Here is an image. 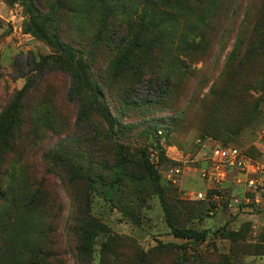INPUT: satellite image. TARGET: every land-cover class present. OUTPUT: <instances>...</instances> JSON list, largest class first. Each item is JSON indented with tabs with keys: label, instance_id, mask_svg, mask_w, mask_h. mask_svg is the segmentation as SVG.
<instances>
[{
	"label": "rangeland",
	"instance_id": "obj_1",
	"mask_svg": "<svg viewBox=\"0 0 264 264\" xmlns=\"http://www.w3.org/2000/svg\"><path fill=\"white\" fill-rule=\"evenodd\" d=\"M145 1L127 2L141 11ZM178 3L181 11L168 19L173 45L155 47L154 58L137 48L124 57L119 41L128 32L107 48L93 38L96 28L82 31L76 17L58 19L45 40L36 34L41 20L30 0H0V112L29 83L23 138L2 166L0 264H20L14 252L33 244H48L54 264H264V204L238 208L181 193L211 185L200 177L204 164L191 160L200 140L237 147L264 165V0ZM56 37L75 56L85 50L77 41L94 44L87 75L96 82L95 102L74 81L75 64L55 58ZM181 37L189 40L185 48L177 45ZM136 52L145 56L143 71L153 73L141 82L122 64ZM150 165L178 225L200 233L197 240L172 234ZM169 166L184 168L178 184L165 177ZM115 173L121 185L111 191ZM26 183L28 212L16 192ZM86 244L87 252L77 250Z\"/></svg>",
	"mask_w": 264,
	"mask_h": 264
},
{
	"label": "trees",
	"instance_id": "obj_2",
	"mask_svg": "<svg viewBox=\"0 0 264 264\" xmlns=\"http://www.w3.org/2000/svg\"><path fill=\"white\" fill-rule=\"evenodd\" d=\"M46 1L49 9L46 6H40L39 3L36 4L34 0H30L31 5L35 7L36 12L39 11L38 19L41 20L38 25H35L37 35L47 40V37L50 38L49 33L52 32V30H56L54 25L59 23L58 19H62L63 16H67L69 19L76 17L83 19L82 24L79 26L82 31L87 30L90 34V31L96 28V34L93 38L101 43H105L107 48L114 43L115 36L118 32H128L127 36L122 33L123 37L121 42L119 41L120 46L122 45V47H125L124 57L130 54L132 55L133 53L131 52L134 51L135 48L142 49V51L153 52L152 55L155 56L154 58H156L160 49L167 51V48L170 47V45H173L174 37L172 31L169 29L172 23L168 19H173L174 21V18L170 14H173V12L174 14L179 13L181 11V7L178 6L179 0H146L142 6L143 11L138 9V5L134 8V2L129 5L127 2L129 0H79V2L78 0ZM45 10H48V12ZM168 16L171 18H168ZM135 21L137 22V25H135ZM202 21L203 25L207 23L206 19ZM82 28H85V30ZM192 28L197 29L198 27L193 26ZM133 31V36L129 40V35ZM52 36L55 37L54 34H52ZM54 40L60 45L57 49L61 52V54L57 55L55 58L61 59V57H65L67 64H75L76 72L73 77L74 81L82 83V88H85L84 94L87 95L91 93L93 101L95 102L98 95V92L95 90L96 82L93 80L89 81V75H87L90 72L93 73V66L96 62L95 51L92 48L94 44L82 40L77 41V46H79L78 44H85V50L78 51V55L75 56L72 55L74 49L70 44L65 43L62 40V42H60L57 37L54 38ZM192 41L195 40H191V42ZM187 43H189V40L181 37L178 39L177 45L179 48H185ZM126 45L128 46L126 47ZM157 46H159L158 52L154 50ZM135 55L138 56H135L133 61L127 57L122 64L128 68V71L131 73L132 78L135 81L141 82L146 73H149V75H152L153 73L147 71L145 73L143 71V59L145 56L139 52H136ZM110 60L113 61L112 58ZM92 79L95 80V76L92 75ZM30 81L31 78L28 82ZM90 83H92L93 86H91ZM28 87L29 83L25 84L21 90L16 92L11 102L0 112V201L5 200L7 194V189L2 186L1 177L4 173L2 172V166L8 153L15 150V145L18 139L21 137L23 138L22 129L25 126V117L24 114H22V106ZM85 105L84 110L87 111L88 107L85 108ZM102 115L105 116L104 113H102ZM63 143L64 142L60 144ZM197 149L195 150V153ZM57 158L59 159L58 162H64V160L61 159V155H58ZM147 174L162 198L163 192L159 190L160 175L157 169L150 165L147 167ZM76 177H78V175L75 174L73 179ZM108 184V190L115 191L118 186L121 185V176L116 175L115 173L113 178L108 180ZM29 189H31V185L26 183L25 186H20V188L16 190V192L20 194L24 212L29 211V207L33 201ZM110 193L108 194L109 200H111L112 196ZM161 200L167 226L175 237L186 239L192 238L197 240L199 236H202L192 228L179 226L174 214L176 207L171 205L168 201H165L164 198ZM228 203V199H226L222 204L228 205ZM243 206L244 205H241L240 208ZM0 222H2L1 219ZM1 226L2 225H0V228ZM83 240L85 243L89 242L87 233L84 235ZM77 250L80 252H87L89 250V244L79 246L77 247ZM13 256L20 258V264H54L53 262L57 257L48 244L21 246L16 249ZM13 262V260H9V264H13Z\"/></svg>",
	"mask_w": 264,
	"mask_h": 264
},
{
	"label": "built area",
	"instance_id": "obj_3",
	"mask_svg": "<svg viewBox=\"0 0 264 264\" xmlns=\"http://www.w3.org/2000/svg\"><path fill=\"white\" fill-rule=\"evenodd\" d=\"M191 160L204 164L200 177L211 185L194 192L182 188L184 198L206 200L212 195L213 200L228 199L229 205L238 208L264 204V165L255 162L239 148L203 139ZM164 173L168 180L178 184L184 168L169 166ZM228 182H232V189L227 188ZM225 190L229 191L228 196Z\"/></svg>",
	"mask_w": 264,
	"mask_h": 264
}]
</instances>
